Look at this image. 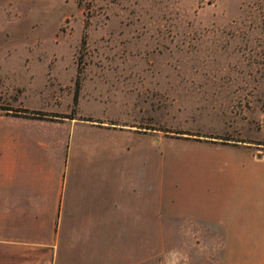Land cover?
<instances>
[{"label":"rangeland","instance_id":"obj_1","mask_svg":"<svg viewBox=\"0 0 264 264\" xmlns=\"http://www.w3.org/2000/svg\"><path fill=\"white\" fill-rule=\"evenodd\" d=\"M3 108L111 131L101 264H220L231 190L264 212V0H0Z\"/></svg>","mask_w":264,"mask_h":264},{"label":"crops","instance_id":"obj_2","mask_svg":"<svg viewBox=\"0 0 264 264\" xmlns=\"http://www.w3.org/2000/svg\"><path fill=\"white\" fill-rule=\"evenodd\" d=\"M76 126L0 111V264L115 263L116 142L110 130L85 126L90 138H83ZM257 207L252 197L227 195L220 243H205L220 264H264ZM86 236L98 248L92 254ZM146 262L137 256L128 264Z\"/></svg>","mask_w":264,"mask_h":264},{"label":"trees","instance_id":"obj_3","mask_svg":"<svg viewBox=\"0 0 264 264\" xmlns=\"http://www.w3.org/2000/svg\"><path fill=\"white\" fill-rule=\"evenodd\" d=\"M3 109L7 110L8 108H3Z\"/></svg>","mask_w":264,"mask_h":264}]
</instances>
